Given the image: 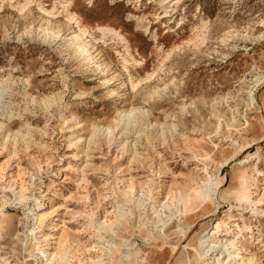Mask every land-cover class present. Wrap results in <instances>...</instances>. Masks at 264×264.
Returning <instances> with one entry per match:
<instances>
[{
    "label": "rangeland",
    "instance_id": "obj_1",
    "mask_svg": "<svg viewBox=\"0 0 264 264\" xmlns=\"http://www.w3.org/2000/svg\"><path fill=\"white\" fill-rule=\"evenodd\" d=\"M82 5L0 0V264H264V0Z\"/></svg>",
    "mask_w": 264,
    "mask_h": 264
},
{
    "label": "bare ground",
    "instance_id": "obj_2",
    "mask_svg": "<svg viewBox=\"0 0 264 264\" xmlns=\"http://www.w3.org/2000/svg\"><path fill=\"white\" fill-rule=\"evenodd\" d=\"M209 189V188H208ZM209 191V190H208ZM206 196V195H205ZM21 202H25V200H27L28 198L27 197H24V196H21V197H19L18 198ZM203 201H204V197L201 195L196 201H195V203L196 204H202L203 203ZM31 211H34L33 209L31 210ZM43 253H45V252H43ZM45 256H47L46 254H45ZM198 258V257H197ZM198 259H201V256L198 258ZM197 259V260H198ZM48 261H50L51 262V264H56V261H60V262H64L65 260H67V258L65 259V256L63 257V256H60V255H51L50 256V258H48L47 259ZM68 261V260H67ZM66 263V262H65ZM92 263H98V262H95V261H91V264ZM47 264V263H46ZM198 264H208V262H199Z\"/></svg>",
    "mask_w": 264,
    "mask_h": 264
},
{
    "label": "snow or ice",
    "instance_id": "obj_3",
    "mask_svg": "<svg viewBox=\"0 0 264 264\" xmlns=\"http://www.w3.org/2000/svg\"><path fill=\"white\" fill-rule=\"evenodd\" d=\"M100 2L101 0H83L82 7L95 11ZM107 5L117 6V0H105V6Z\"/></svg>",
    "mask_w": 264,
    "mask_h": 264
}]
</instances>
